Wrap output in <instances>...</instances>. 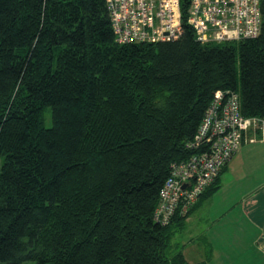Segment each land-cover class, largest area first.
Returning <instances> with one entry per match:
<instances>
[{
	"label": "trees",
	"instance_id": "obj_1",
	"mask_svg": "<svg viewBox=\"0 0 264 264\" xmlns=\"http://www.w3.org/2000/svg\"><path fill=\"white\" fill-rule=\"evenodd\" d=\"M180 9L178 39L119 44L105 0H0V264H207L172 239L229 162L187 215L154 212L217 92L264 119V26L202 43Z\"/></svg>",
	"mask_w": 264,
	"mask_h": 264
},
{
	"label": "built area",
	"instance_id": "obj_2",
	"mask_svg": "<svg viewBox=\"0 0 264 264\" xmlns=\"http://www.w3.org/2000/svg\"><path fill=\"white\" fill-rule=\"evenodd\" d=\"M115 41L157 43L182 34L180 0H105ZM188 24L202 43L257 38L264 26V0H189ZM264 140V119L246 118L237 93L217 92L207 109L186 163L174 165L159 194L154 220L167 225L187 215L201 194L239 151L242 142Z\"/></svg>",
	"mask_w": 264,
	"mask_h": 264
},
{
	"label": "crops",
	"instance_id": "obj_3",
	"mask_svg": "<svg viewBox=\"0 0 264 264\" xmlns=\"http://www.w3.org/2000/svg\"><path fill=\"white\" fill-rule=\"evenodd\" d=\"M197 210L205 214L208 221L212 219L213 222L218 218L222 219L224 215L230 217L235 213L236 223L239 220L242 221L246 225L245 231L248 230L251 234L247 235L258 256L253 258L258 262L259 258L264 259V140L241 144L239 151L232 157L221 174L219 188L194 211ZM194 211L191 212L189 218L195 213ZM220 235L223 236L222 233ZM203 240L205 244L197 251L196 260L189 262L185 253L182 252L189 263L211 264L212 259L216 257L214 253L219 250L220 242L212 235ZM245 241L248 243L247 240Z\"/></svg>",
	"mask_w": 264,
	"mask_h": 264
},
{
	"label": "rangeland",
	"instance_id": "obj_4",
	"mask_svg": "<svg viewBox=\"0 0 264 264\" xmlns=\"http://www.w3.org/2000/svg\"><path fill=\"white\" fill-rule=\"evenodd\" d=\"M50 125L51 119L49 113H47L45 126L50 127ZM235 215V213L230 217L224 215L222 219L218 218L219 221L217 219L213 222L212 219L208 221L206 215L197 210L187 220L185 228L174 235L170 254L178 251L184 252L189 262H192L190 260L197 259L196 254L200 246L205 244L203 238L212 235L220 244L218 245L219 250L214 253L216 257L212 259L211 264H264V259L259 258L258 262L257 259L253 258L258 256L253 250L252 243H250V237L247 235L251 234L248 230L245 231L246 225L242 221L239 220L236 223ZM239 215L241 216V214Z\"/></svg>",
	"mask_w": 264,
	"mask_h": 264
},
{
	"label": "bare ground",
	"instance_id": "obj_5",
	"mask_svg": "<svg viewBox=\"0 0 264 264\" xmlns=\"http://www.w3.org/2000/svg\"><path fill=\"white\" fill-rule=\"evenodd\" d=\"M232 93V92H231Z\"/></svg>",
	"mask_w": 264,
	"mask_h": 264
}]
</instances>
